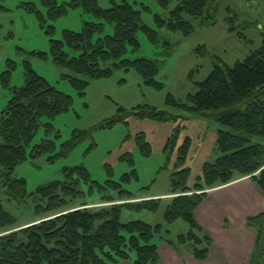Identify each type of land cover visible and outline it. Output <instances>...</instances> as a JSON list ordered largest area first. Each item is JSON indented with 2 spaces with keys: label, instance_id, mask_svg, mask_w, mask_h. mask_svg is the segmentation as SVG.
I'll use <instances>...</instances> for the list:
<instances>
[{
  "label": "trees",
  "instance_id": "1",
  "mask_svg": "<svg viewBox=\"0 0 264 264\" xmlns=\"http://www.w3.org/2000/svg\"><path fill=\"white\" fill-rule=\"evenodd\" d=\"M157 1L165 9H169L173 2L177 3L170 10L168 18L155 16L159 28L167 27L189 35L194 31V25L187 17L216 23L210 9L217 0ZM39 2L47 8V15L51 19L67 14L69 7L82 6L98 20L86 22L80 32L64 30L61 40H51L50 51L54 62L70 71L66 76L80 93L85 91L90 80L111 76L113 67H133L143 75L148 84L161 86L155 80L159 70L155 61L147 58H123L129 47L139 48V30H143L151 42H159L157 30L143 23L140 9L126 1L114 2L109 8L101 7L98 0ZM29 3V10L36 11L43 20L41 11L35 9V2ZM228 10L229 31L233 32L238 15L232 14V8ZM216 12H213L214 15ZM106 23L113 25L114 31L113 34L103 36L101 34ZM97 35L100 37L96 39ZM196 51L209 55L204 45L199 46ZM40 56L45 57V54L41 53ZM110 63L112 67L109 66ZM26 68L25 85L14 88L13 97L0 116V178L11 200L22 202L27 197L34 196L37 199L35 214L40 218L29 225L16 226V217L0 203V264H118L123 260L133 264H162L158 246L153 239L157 235L162 236L164 225L153 226L141 220L128 223L121 221L123 207L156 211L160 207L161 198L135 203L122 202L135 197L122 189L121 183L109 181L107 184L119 193V199L112 195L102 196L101 203H112L91 209L69 210L67 207L70 203L78 199L84 200V205L88 204L85 192L79 189L81 178L97 184L91 180L86 167L64 169L66 180L46 183L31 195L27 191L26 179L13 177L14 169L28 158V154L39 157L55 150V141L45 138L28 152L34 136L43 124V118L48 120L45 122L46 132L52 133L55 128L51 121L68 111L73 104L71 96L51 85L31 64L28 63ZM196 87L197 92L190 93L185 101L170 96L169 103L182 111L211 118L244 134L219 131L217 147L222 156L214 162L204 164L203 175L198 177L193 187L187 185L189 168L171 176L173 196L166 206L165 221L172 224L178 219H184L189 225V231L181 234L177 241L162 238L172 245L191 243L195 257L206 259L212 240L202 232L195 219V211L207 197V190L226 185L237 177L247 176L264 194V145L248 144L251 137H264V36L257 49L233 65L218 58L209 76L204 81L196 82ZM131 113L159 121L176 119L175 114L156 107ZM120 119L121 117H114L103 127L111 126ZM178 132L179 128L169 138L166 146L168 151L176 144ZM55 133L59 136L58 132ZM90 134L91 131L88 130H75L72 137L62 143L61 149L49 156V160L67 157ZM140 143L144 153L150 154V144L142 143V140ZM188 146L189 141L186 140L179 148L176 165L185 162ZM99 186L100 189L104 188ZM248 224L256 229L255 250L250 264H263L264 212L249 217ZM125 233L129 236H125Z\"/></svg>",
  "mask_w": 264,
  "mask_h": 264
},
{
  "label": "rangeland",
  "instance_id": "2",
  "mask_svg": "<svg viewBox=\"0 0 264 264\" xmlns=\"http://www.w3.org/2000/svg\"><path fill=\"white\" fill-rule=\"evenodd\" d=\"M58 1L62 3L68 0ZM123 1L140 9L143 23L157 30L159 36L156 44L148 39L143 30H139V48L129 47L123 58L155 61L159 67L155 80L161 86L148 84L133 67H113L111 76L90 80L85 91L80 93L66 76L70 71L54 62L50 51L51 40H61L64 30L82 31L86 22L98 21L95 15L79 6L69 7L67 14L51 19L47 15V8L39 0H0L3 6L0 10V116L13 97L14 88L25 85L28 63L51 85L73 99L72 107L51 121L55 128L52 133L46 132L45 122L48 120L43 118V124L28 148L30 153L35 144L50 138L55 141V150L39 157L28 154V158L14 169L13 177L25 178L27 191L31 195L46 183L66 180L64 169L86 167L91 180L97 184L81 178L79 189L85 192L88 204L84 205L86 202L78 199L70 203L67 207L69 210L111 204L107 201L101 203V197L112 195L119 199V193L107 184L109 181L118 182L122 189L135 197L122 202L150 200L155 195L161 198L160 207L156 211L123 207L121 221L128 223L141 220L153 226L162 224V236H155L153 241L162 237L177 241L181 234L188 233L189 225L184 219H178L172 224L165 221L172 174L189 168L187 185L193 187L198 177L203 175L204 164L222 156L217 147L219 131L244 134L211 118L182 111L171 105L168 99L173 96L176 100L185 101L190 93H196V82L204 81L209 76L218 58L233 65L261 45L264 36V0H217L210 9L216 23L187 17L194 25V31L189 35L157 26L155 16L168 18L176 2L169 9L162 7L157 0H98V4L109 8L114 2ZM29 2H35V9L41 11L43 20L36 11L29 10ZM228 8L233 9L232 14L238 15L233 32L229 31L230 25L227 22L230 15ZM213 12H216L215 15ZM113 31V25L106 23L101 35L113 34ZM95 37L97 39L100 35ZM201 45L206 46L209 55L196 51ZM41 53L45 57H41ZM109 66L112 67V64ZM148 107L171 112L176 115V119L159 121L131 113ZM114 117L121 119L111 126L103 127ZM177 128V142L168 151L167 143ZM75 130H88L91 134L67 157L49 160V156L55 155ZM141 140L142 143L150 144V154L144 153ZM186 140L189 141L186 160L176 165L179 148ZM257 143L264 145V137H251L248 144ZM1 180L0 203L16 217V226L37 221L40 218L35 214L37 199L31 195L22 202L11 200ZM99 185L104 188L100 189ZM124 235L129 236L127 233Z\"/></svg>",
  "mask_w": 264,
  "mask_h": 264
},
{
  "label": "crops",
  "instance_id": "3",
  "mask_svg": "<svg viewBox=\"0 0 264 264\" xmlns=\"http://www.w3.org/2000/svg\"><path fill=\"white\" fill-rule=\"evenodd\" d=\"M263 212L264 194L247 176L212 188L195 211L202 232L212 240L208 257L197 259L191 243L172 245L161 238L155 242L159 258L162 264H250L256 229L248 218ZM118 264L133 263L123 260Z\"/></svg>",
  "mask_w": 264,
  "mask_h": 264
}]
</instances>
